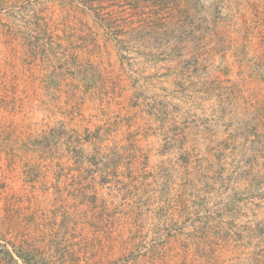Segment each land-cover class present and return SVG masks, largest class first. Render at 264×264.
Returning <instances> with one entry per match:
<instances>
[{
  "label": "rangeland",
  "instance_id": "obj_1",
  "mask_svg": "<svg viewBox=\"0 0 264 264\" xmlns=\"http://www.w3.org/2000/svg\"><path fill=\"white\" fill-rule=\"evenodd\" d=\"M16 251L264 264V0H0V264Z\"/></svg>",
  "mask_w": 264,
  "mask_h": 264
},
{
  "label": "trees",
  "instance_id": "obj_2",
  "mask_svg": "<svg viewBox=\"0 0 264 264\" xmlns=\"http://www.w3.org/2000/svg\"><path fill=\"white\" fill-rule=\"evenodd\" d=\"M1 251L9 261L16 262L12 256V253H10L7 248H2ZM16 256L22 261L23 264H32L34 262L33 258H31L29 255H24L19 251H16Z\"/></svg>",
  "mask_w": 264,
  "mask_h": 264
}]
</instances>
